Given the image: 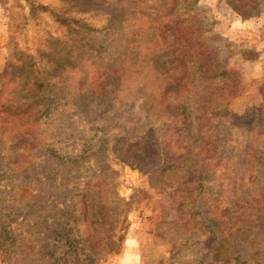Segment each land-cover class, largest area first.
I'll return each mask as SVG.
<instances>
[{
	"label": "rangeland",
	"instance_id": "374dc122",
	"mask_svg": "<svg viewBox=\"0 0 264 264\" xmlns=\"http://www.w3.org/2000/svg\"><path fill=\"white\" fill-rule=\"evenodd\" d=\"M173 1L0 0V108L23 112L21 119L0 121V224L10 216L34 220L13 225L18 240L0 232V264H224L207 251L220 239L225 253L264 264V225L240 223L226 233L215 193L229 177L223 174L228 160L246 177L241 197L264 190V164L252 173L249 157L257 140L264 145V0L245 6L244 16L227 0H179L174 7L195 20L190 24L203 59L222 73L216 81L229 82L213 104L252 129L240 131L243 146L220 141L219 166L194 162L162 175L163 167L155 166L166 124L161 102L175 81L164 82L166 67H156L151 75L157 81H146L147 88L127 87L119 104L103 93L107 86L96 84L100 75L107 82L110 65L99 56L116 47L110 42L117 41L108 25L112 15L127 13L128 23L133 17L150 23L147 34L135 31L133 38L164 56L172 38L161 27ZM89 55L90 62L98 57L93 69ZM187 74L193 79L195 70L187 68ZM11 92L18 97L12 100ZM199 98L196 93L191 100ZM186 104L195 136L205 143L196 106ZM38 115L37 134L25 141L27 122ZM222 131L233 132L220 124L214 136ZM19 156L20 163L8 165ZM200 174L205 180L197 179ZM195 184L203 188L185 192ZM180 200L190 205L181 207ZM254 210L249 220L263 214ZM74 237L78 252L65 243ZM32 242L43 247L38 262Z\"/></svg>",
	"mask_w": 264,
	"mask_h": 264
},
{
	"label": "trees",
	"instance_id": "16d2710c",
	"mask_svg": "<svg viewBox=\"0 0 264 264\" xmlns=\"http://www.w3.org/2000/svg\"><path fill=\"white\" fill-rule=\"evenodd\" d=\"M178 1L179 0L173 1L172 7L166 13V18L163 17L165 23H163L164 25L161 27V33L164 37H168L169 39L172 38V43L170 46H167L169 53L164 56L160 54V51L156 52L148 50L145 47L143 48L141 41L133 38V32L135 31L147 34L146 31L150 28V23L146 24L147 21L140 20L137 17L130 18L133 22L128 23L127 20L129 17H127V13H122L120 16L112 15L111 21L108 25L113 27L112 33H114L115 38L117 37V41L115 42V40L112 39L113 41L111 40L110 42L114 44V46L116 45L117 48L115 47V49L105 56H99L104 57L110 65L107 82L100 79V77H102L101 75L98 76L96 81V84L101 87L107 86L108 90H104L103 93L106 94L107 97L114 98V103L119 104L125 100L121 93H124L127 87L147 88L145 87L146 81H157L152 80V78H156L153 74L151 75V73L156 70L158 65L168 69V77L164 82L172 80V78L175 81L171 88L166 92L163 102H161L166 111V117L164 118L166 124L164 123L165 127L163 125L160 129L162 132V135H160L162 142L159 144L156 149L157 152L155 153V166L163 167L160 170V175L169 170L178 169L180 167L183 168L190 163L194 164V162H196L195 164L202 166H206L207 163L211 164L216 162L217 166H219V163H222L220 162V156H217V150L221 147L220 141H222L223 145L233 144L236 147H240L243 146V141H245L243 134L240 131L249 133L252 131L250 127L237 125L236 122L229 117L228 113H225V111L222 110L221 106H215L213 104L216 99L222 97L221 92L223 90L221 88L228 87L229 82H223L222 80L216 81L222 73L213 68L214 65L210 62L211 60L203 59V56L201 55V47L194 39L193 27L190 24L191 21L195 23V20L190 19L186 15L179 14L174 10ZM227 1L234 10L243 16L245 15L244 7L251 5V2H254V0ZM186 10H188V8H186ZM100 47L104 48L105 46L101 43ZM90 57V55L86 57L88 63L90 62L88 59ZM97 58L98 57L93 58L89 63L92 69L97 65ZM183 68L186 69V76L184 73L176 77L179 71ZM187 68L195 70L193 79L187 74ZM86 69L88 70L89 66ZM89 77L90 74H88V78ZM199 84L201 85L200 89L198 88V90L194 92L188 91L190 86L196 89ZM219 85H221V87H219ZM212 86L216 87L212 88ZM18 87L19 86L17 85L14 88L19 89ZM43 88L44 85L41 86L40 90H43ZM171 91L174 94L173 97H170ZM17 93L18 92H11L12 100L18 97ZM196 93H200V98L197 101L191 100ZM1 94L2 92L0 91V96L3 97V94ZM11 99L9 98L8 101L10 102ZM187 102H192V104L196 106L198 120L197 127L200 126L202 130L205 131V143L203 142L201 144V141L195 136V130L197 128L192 127L193 123L188 111ZM7 103L8 102L6 101L5 106H7ZM43 104H45L44 101ZM22 113L23 112H16L15 108H0V121L11 120L14 116L21 119L20 115H22ZM38 117L39 115L31 117L29 122H27L28 128L24 131V140L28 134H37L34 125L38 124ZM220 124H222L223 129L225 128L226 130L228 128L231 129V131L233 130V132L225 135L224 131H222L218 137L214 136V133H218V125ZM19 125L21 126V122ZM39 135H41V132ZM29 143H26V145ZM164 143L165 146H163ZM259 143V140H257V144L254 146L255 152L250 153L251 155L249 156L251 157L250 160L252 158L254 159L255 169L251 170L252 173L255 171L256 173L258 172L260 163L264 164V145H260ZM29 147L31 148V146ZM35 147L36 145L34 148ZM181 149L183 150L181 151ZM16 162H21V156L14 158L8 165H15ZM223 164H225L223 174L228 175L229 177H226L225 180H223L225 183L224 185L219 184L216 187L215 193L221 198L217 210L220 217L223 219L222 227L224 231L230 233L236 230L240 223L253 222L262 224L263 226L264 190L260 192H258V190L251 191L245 198L241 197V195H243L241 192V185L246 177H239V170L236 169V166L230 163L229 160ZM4 165L6 167L7 162ZM197 179H201V181L205 180L201 174ZM248 180L249 183H253L251 177H248ZM193 183H195V181H192L191 184ZM196 186L197 187L190 188V190L185 189V192L189 193L196 189L203 188L202 184H197ZM15 190H20L19 185ZM251 195L254 197L256 196V200L252 199L250 202L249 198ZM17 196L18 194L15 192L14 197ZM178 205L181 207H188L190 204L186 205L183 200H180ZM254 208H259L263 214L257 216V219L249 220V218L254 215ZM67 212H69V210H67ZM198 214L199 213H197V215ZM18 218L19 220L15 221L16 217L10 216V220L7 219L5 222H2L0 224V232H2V234L6 233V237H14L15 239L16 236L14 232L16 229L13 225H20L21 223L24 225L25 222H34V220L30 218L28 219L24 215H21ZM36 221L37 222L35 223H39L38 220ZM205 222L206 221H200V224L205 225ZM206 226L209 227L208 224ZM22 234H25V232L23 231L20 233V236H22ZM16 240L18 239L16 238ZM65 243L67 244V250L76 249L78 252V239H76V237L73 239L66 238ZM31 244H33L32 249L36 247L37 250L36 252H33V254L40 256L37 261H35L38 262L45 256V254L42 253L43 247L33 242ZM86 244L87 241L85 240L81 245L82 247H85ZM67 250L65 252H67ZM207 251H212L216 254L215 258L224 264H261L256 258H245L233 253H225L226 251L225 248H223V242H221V239L219 242H216L213 249L210 248ZM221 251L222 253L224 251V254L220 255Z\"/></svg>",
	"mask_w": 264,
	"mask_h": 264
}]
</instances>
